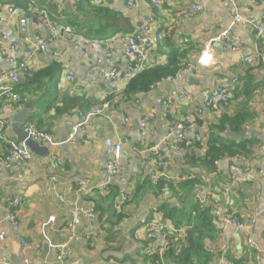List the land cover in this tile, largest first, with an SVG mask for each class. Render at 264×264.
Wrapping results in <instances>:
<instances>
[{
  "label": "crops",
  "instance_id": "obj_1",
  "mask_svg": "<svg viewBox=\"0 0 264 264\" xmlns=\"http://www.w3.org/2000/svg\"><path fill=\"white\" fill-rule=\"evenodd\" d=\"M17 1L0 0V32L6 35V38L0 35V74L11 67L6 60L8 55H13L17 60L30 59L34 74L51 62H55L59 70L54 74L57 81L55 89L51 88L55 81L50 82L48 78L43 80L40 88L36 84L26 88L23 84L26 78H20L16 92L22 106L12 107L1 99L0 118L11 126L8 135L19 141L12 129L13 119L31 103L24 119V129L31 123L36 129L49 133L59 144L47 145L49 153L45 155L32 152L31 159L22 169V164L16 160L9 165L3 163L1 154L6 148L0 141V232L5 234L0 239V260L21 264L23 252L19 240L24 238L43 245L42 251L31 253L33 264H43L42 258L48 245L67 242V225L72 221L69 212L71 203L77 200L94 208L98 204L108 206L115 188H121L119 178L122 177L127 179L129 201L119 206L123 215L115 229L121 231L120 237L112 240L108 236L109 213L104 212L100 219L97 213V222L102 227L101 237L92 244L81 240L68 242L70 257L66 264H151L143 250L144 231L137 223L145 217H163L159 211L160 205H164L173 217L163 218L181 229L180 243L186 242V232L191 227L188 221L192 220V226L198 224L205 233V251L211 256L208 264H215L226 250L232 249L239 259L247 258L248 264H264V148L261 147L264 145V64L257 56L264 45V35L256 41L247 24L233 23L230 4L226 0H173L171 5L164 2L160 9L151 5L149 0H139V5L134 8L124 0H89L91 5L80 9L77 14L80 19L87 18L83 13L87 14L92 6H103L118 12L130 24V28L123 27L118 32L108 30L104 40L98 41L99 52L94 54L88 49L89 38L80 35L75 27L56 23V19L66 18L67 12L74 11L73 0H30L31 16H27L28 10L24 12L20 9L17 15H11L6 10L7 5H14ZM235 2L242 17L264 20V0ZM188 3L198 4L202 10L190 17H181L178 9ZM35 9L47 13V24L35 13ZM19 16L29 20L26 29L19 26ZM33 16L37 17V22L33 21ZM151 17L157 22L156 30L165 32L154 50L157 62L165 64L176 50L185 54L181 58V68L187 66V70L180 85L188 96L165 104L170 97L172 84L162 81L146 92L125 98L123 113L127 121L121 120L118 104L115 103L111 111L94 116L84 133L79 132L73 141H67L72 126L78 120V110L87 111L115 95H124L127 81L124 78L125 61L119 38L140 30ZM64 26L70 28L71 41L63 40ZM224 31L236 40L238 52L217 47L210 65H201L197 55L203 43ZM37 37L44 41L48 51L42 52L33 46L32 41ZM76 41L79 47H75ZM261 51L264 56V50ZM246 55L253 56L252 64L243 60ZM95 57L101 59V65L93 71L91 66ZM111 66L116 67L118 74L114 79H107L103 70ZM67 72L73 74V80L65 78ZM244 77L248 78V83L256 86L247 101L250 116L238 132L225 128L219 135L237 142L250 141L251 154L247 157H223L214 170L203 169L193 158L196 160L204 156L212 127L221 116L232 115L243 96L229 101L218 110H212L204 108L200 94L203 90L228 86L232 97L233 89L237 85H244ZM62 106L63 110H55V107ZM144 118L146 125L140 127L139 123ZM177 123L186 125L187 136L201 134L204 137L202 143L183 151L171 149L168 129ZM117 138H126L127 141L122 148L120 173L109 180V185L113 187L110 193L109 188L101 190L95 186L108 178L106 163ZM154 149L168 162L162 176L167 186L162 193L147 186L137 190L146 175L140 162L148 158ZM234 177L240 180L235 181ZM81 180H87L95 188L88 193H77L75 189ZM188 180L193 183L184 185ZM58 194L61 199L57 198ZM14 196H19L21 201L14 209L16 223L12 225L6 217V206ZM156 208L158 214H155ZM202 210L207 213L208 220L199 225ZM255 210L259 215L251 234L257 248L250 252L247 251L242 232L226 223L225 215L229 213L247 219ZM50 216H54V220L48 223ZM73 222L78 230L88 229L90 224L83 218L74 219ZM119 239H122L121 243H118ZM53 255L50 249L49 257ZM256 255L258 260H255Z\"/></svg>",
  "mask_w": 264,
  "mask_h": 264
},
{
  "label": "built area",
  "instance_id": "obj_2",
  "mask_svg": "<svg viewBox=\"0 0 264 264\" xmlns=\"http://www.w3.org/2000/svg\"><path fill=\"white\" fill-rule=\"evenodd\" d=\"M130 7H137L139 0H124ZM230 4V11L233 17V23H245L249 26V32L254 40L259 41L264 35V20H257L253 17H242L236 6L235 0H226ZM151 5L155 8H161L162 4L166 2L168 5L173 4V0H149ZM6 10L11 15H17L21 11L15 5H7ZM202 10V7L196 3H188L178 9V14L181 17H190ZM35 13L39 15L44 23L47 24V13L45 11L36 10ZM29 20L25 17L19 16L18 23L22 29H26V25ZM157 22L154 17L148 18L147 21L142 25L141 29L134 32L123 35L119 38V42L122 47V57L125 61L124 78L128 82L139 72H142L149 66L155 65L157 59L154 57V50L157 43L163 39L165 32L163 30H156ZM2 38H6V35L0 32ZM63 40L71 41V31L68 26L63 27ZM86 39V38H85ZM88 40V49L91 53H98L100 50V44L98 41ZM33 46L39 51H48L44 41L37 37L32 41ZM75 47H79L78 42H74ZM223 50H230L238 52V45L236 40L227 32L224 31L221 35L212 37L203 43L201 51L197 55V60L201 65H210L212 61V54L215 48ZM264 50V45L257 52V56L264 64V56L261 50ZM109 55V54H107ZM6 60L11 65L7 72L0 74V100L4 99L11 104L12 107L20 108L22 106L18 93L16 92V85L19 83L20 78H32L34 76V66L30 59L28 60H17L13 55H8ZM243 60L248 63H253V56H243ZM101 65V59L95 57L91 69L96 71ZM187 70V66L181 68L173 76L166 77L162 81H168L172 84V90L170 97L165 104L170 103L173 99H184L188 96V92L180 85L184 77V72ZM118 74L116 67L111 66L103 70V75L107 79H114ZM65 78L69 81L73 80V74L67 72ZM162 81L156 82L152 87L158 85ZM235 82V80L233 79ZM202 105L204 108L218 110L222 106L229 103L231 97V89L228 86H218L211 90H203L200 94ZM121 98V99H120ZM124 95H115L111 99L103 101L100 105H96L87 111L78 110V120L72 126L67 141H73L75 135L79 132L84 133L86 125L89 121L97 115H104L105 111H111L114 104H118V112L122 121H127V117L123 113V106L125 103ZM123 100V101H122ZM201 112V109H198ZM140 127L146 125V119L144 118L140 123ZM10 124L6 123L0 118V141L5 145V151L1 154V160L6 165L13 160L19 161L22 164V169L25 168L26 163L32 157V151L29 145L25 141H17L12 139L9 135ZM187 127L184 123L173 124L168 129L169 141L168 145L171 149L183 151L187 147H192L199 143H202L204 137L201 134H195L193 136L186 135ZM28 136L33 140L43 141L46 145H57L58 142L52 139V136L47 133L36 129V127L29 123L26 127ZM127 141L126 138L115 139L112 145L111 155L106 163V174L107 180L101 182L95 187L101 190L107 189L109 180L117 177L121 169V155L124 143ZM264 148V145L261 146ZM60 163V161H59ZM168 162L163 159L158 151L154 149L150 156L143 159L140 162L141 168L144 170L146 175L151 179L153 183H157L163 176V171L167 167ZM20 177V176H19ZM54 179V178H53ZM235 181H238L237 177H234ZM121 188L119 190V203L121 205L127 204L129 201V194L127 191V179L119 178ZM165 183L159 190L162 193L166 189ZM95 187L89 184L87 180H81L76 186L75 191L77 193H88ZM58 199H61V195H57ZM21 198L19 196L12 197L6 206L7 219L14 225L16 223L15 208L20 204ZM70 216L72 221L67 225V242L60 245H48L47 251L44 253L42 258L43 264H66L67 259L70 257V253L67 250V243L71 241H85L87 243H94L96 239L101 237V228L98 220L97 213L93 206H85L79 201L74 200L70 205ZM159 211L156 208L155 214ZM264 214V210L262 211ZM259 212L255 210L252 216L247 219H241L236 216H232L229 213L225 215V222L231 224L235 229L242 232L245 242L247 245V251L256 250L257 246L252 238L251 230L255 224L256 216ZM264 217V215H263ZM83 218L89 221L88 229L78 230L75 227L74 219ZM54 220V216L48 218V223ZM138 226L144 231V253L147 257H154L152 264H168L166 262L165 253L172 245H178L180 243L182 233L181 229L172 224L171 221L161 217H145L138 220ZM106 225L104 224L103 227ZM4 232H0V239H3ZM21 250L23 252V259L21 264H33L31 257L32 251H42L44 249L42 244H34L27 241L24 238L19 240ZM50 249L54 254L52 258L49 257ZM230 252V253H229ZM239 259L238 255L235 254L233 249L231 251H225L215 264H234L233 260ZM255 260H258L256 255ZM0 264H16L8 260H0ZM109 264V263H104Z\"/></svg>",
  "mask_w": 264,
  "mask_h": 264
},
{
  "label": "trees",
  "instance_id": "obj_3",
  "mask_svg": "<svg viewBox=\"0 0 264 264\" xmlns=\"http://www.w3.org/2000/svg\"><path fill=\"white\" fill-rule=\"evenodd\" d=\"M75 9L73 12H67L66 18L56 19V23L62 22L63 24L75 27L76 31L80 35L89 38L97 39L96 41L104 40L106 32L112 30L114 32L121 31L124 27L125 29L130 28L129 22L124 19V17L118 12L111 11L106 7H93L88 10V13H83L87 18L80 19L77 14L80 9H86L88 5H91L89 0H73ZM30 0H18L14 5L19 9L25 11L30 10ZM182 52L174 51L167 59L165 64L156 63L155 65L149 66L142 72L136 74L131 78L125 86L124 96L129 97L133 94L146 92L152 88V85L156 82L162 81L166 77L173 76L182 67L181 58L184 56ZM59 67L55 62H51L45 68L38 70L32 78L26 79L23 82L26 88H30L33 84H36L40 88L45 78L48 81H55V72ZM244 85L240 87L237 85L233 89V94L230 102L239 99L243 96V99L239 100L237 109L232 115H223L218 120V123L212 127L211 136L206 142L205 154L201 159H196V163L200 164L203 169L208 171L214 170L217 166V162L223 157H242L249 156L251 154V142L248 140L237 142L233 139H225L220 134L225 128L231 132H238L242 125L247 121L250 116L251 110L248 108L247 101L252 96L253 92L256 90V86H252L246 80L248 78L244 77ZM242 81V80H241ZM56 82L51 85V88H56ZM50 87V86H49ZM63 110L64 106L56 108L55 110ZM251 118V117H250ZM167 182L161 178L157 183H153L148 175H145L143 183L137 187V190L141 187L155 188L157 191ZM193 181L188 180L184 182V185L192 184ZM171 185V184H170ZM109 192L111 193L112 186L108 185ZM119 189L115 188L114 197L110 200L109 205L104 207L101 205L95 206V212L98 213L99 219L104 212H108V236L114 240L120 237V230L115 229L118 221L120 220L123 213L119 211V206H122L118 201ZM121 208V207H120ZM159 211L163 214V217L173 218L171 212L165 209L164 205L159 206ZM199 225L205 223L208 220L207 213L202 210L199 215ZM188 225L191 226L186 232V242L179 243L178 245H172L165 253L167 258L166 262L168 264H208L211 259L209 253L205 251L203 239L205 238V233L200 229L198 224H193L192 220L188 221ZM107 240H109L107 238ZM118 243L122 242V239L118 240ZM150 263L154 261V257L149 258ZM233 260V259H232ZM248 259L240 258L233 260L234 264H248ZM249 262V261H248Z\"/></svg>",
  "mask_w": 264,
  "mask_h": 264
},
{
  "label": "water",
  "instance_id": "obj_4",
  "mask_svg": "<svg viewBox=\"0 0 264 264\" xmlns=\"http://www.w3.org/2000/svg\"><path fill=\"white\" fill-rule=\"evenodd\" d=\"M27 16H31L30 12H26ZM33 21L37 22V17H32ZM102 46H105L104 44ZM31 108V103H28L25 108H23L17 116L13 119L14 123L12 126L13 131L16 133L19 141H25L32 152L38 153L40 155H45L49 153L48 146L43 143V141L33 140L28 136L27 131L24 129V119L29 113Z\"/></svg>",
  "mask_w": 264,
  "mask_h": 264
},
{
  "label": "rangeland",
  "instance_id": "obj_5",
  "mask_svg": "<svg viewBox=\"0 0 264 264\" xmlns=\"http://www.w3.org/2000/svg\"><path fill=\"white\" fill-rule=\"evenodd\" d=\"M57 67H59V66L57 65ZM58 70H59V68H58ZM40 101L43 102V103H45L44 100H42V99Z\"/></svg>",
  "mask_w": 264,
  "mask_h": 264
},
{
  "label": "bare ground",
  "instance_id": "obj_6",
  "mask_svg": "<svg viewBox=\"0 0 264 264\" xmlns=\"http://www.w3.org/2000/svg\"><path fill=\"white\" fill-rule=\"evenodd\" d=\"M2 2V1H1ZM21 2H22V0H21Z\"/></svg>",
  "mask_w": 264,
  "mask_h": 264
}]
</instances>
